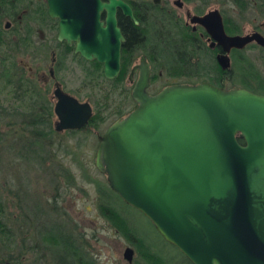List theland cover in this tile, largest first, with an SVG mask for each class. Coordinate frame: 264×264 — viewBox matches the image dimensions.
<instances>
[{
  "label": "water",
  "instance_id": "95a60500",
  "mask_svg": "<svg viewBox=\"0 0 264 264\" xmlns=\"http://www.w3.org/2000/svg\"><path fill=\"white\" fill-rule=\"evenodd\" d=\"M45 3L48 15L58 18L57 38L74 40L75 52L100 63L105 78L115 77L124 40L115 13L119 9L137 23L129 3ZM191 19L217 40L221 52L215 58L221 68L228 66L232 47L251 39L264 47L258 32L224 33L216 8ZM137 66L130 90L136 105L97 135L95 167L191 264H264V94L206 80L148 93L144 57ZM54 95L56 129L87 123L92 112L86 100L59 89ZM122 257L131 262L130 246H124Z\"/></svg>",
  "mask_w": 264,
  "mask_h": 264
},
{
  "label": "rangeland",
  "instance_id": "374dc122",
  "mask_svg": "<svg viewBox=\"0 0 264 264\" xmlns=\"http://www.w3.org/2000/svg\"><path fill=\"white\" fill-rule=\"evenodd\" d=\"M185 6L191 7V2L185 0ZM234 6L210 0L204 10L210 7L226 8L228 14L236 16L230 9ZM244 16L249 18L246 22L242 20V31H249L253 22L261 20L249 12ZM1 50L0 46V54ZM140 53L143 52L136 51L135 59ZM263 54L264 50L251 44L240 52L231 53L228 77L212 73L206 75L220 87H240L241 81L236 73L245 63L249 62L264 78V68L259 58ZM8 59L0 58V66L11 65L13 57L9 56ZM30 64V59L24 57L23 66ZM151 64L153 82L149 92L171 79L185 83L198 82L185 76L169 78L162 67L154 62ZM93 74L94 86H99L100 90L94 88V92L92 85L90 92L87 90L84 94L82 91L76 96L91 103L92 113L96 104L101 105L98 116L95 115L97 118L89 120L88 125L80 131H66L60 134L61 137L51 136V141L37 142L34 129L30 131L24 123L26 116L22 113L25 104L15 99L12 93L17 75L11 72L5 74L0 70V104L5 108L0 113V220L6 226L5 232L0 234V258L10 255L15 258L13 264L73 263L74 257L65 253L62 244L50 245L41 239V233L52 229L56 235L61 234L60 230L67 233L74 240L70 251L75 250L80 258L94 264H130L122 257L124 246L132 248V259L142 261L134 245L101 213L99 207L108 205L103 195L105 190L110 204L122 213L150 247L172 262L186 264L177 248L164 241L140 211L125 203L108 186L105 175L94 165L95 135H99L112 120L122 117L133 107L134 101L130 97V84L125 75L110 87L108 83H101L99 71H93ZM248 82L253 84L251 77H248ZM120 112L122 114L117 116Z\"/></svg>",
  "mask_w": 264,
  "mask_h": 264
},
{
  "label": "flooded vegetation",
  "instance_id": "af4514ba",
  "mask_svg": "<svg viewBox=\"0 0 264 264\" xmlns=\"http://www.w3.org/2000/svg\"><path fill=\"white\" fill-rule=\"evenodd\" d=\"M125 1L129 3L131 11H133V8H137L139 11L145 13L150 25L159 24L161 25L163 31L169 32L171 31V28L172 31L174 30L175 32H177L178 41L181 40L182 42H193L194 45L195 42L203 43V45L211 54L215 65L217 66L216 74L218 76L223 74L222 76L228 77V74L230 73L231 53L233 55L234 52H240L251 44H254L255 46H257V48L264 50L263 46L258 45L255 40L251 39L247 41L248 43L243 47L230 48L226 54L228 57V66L225 68H221L215 58V55L221 52L220 46L216 43L217 40L209 34V32L204 28L202 24L195 22V19H191L193 16L195 17V15H202L208 9L216 8L221 17L224 33H226L227 35H243L251 32H258L264 37V15L262 12L263 8L261 6H255L256 0H240L239 2L243 5L240 4L238 6L233 0H216L224 4L229 3L235 5L234 8L232 7L230 9L233 13L236 14V16L232 15V13L228 14L226 12V8L219 9L217 7H210L204 10V7L206 5L204 7H200L202 5L201 0H187L188 2H191V7L185 6V0ZM246 12L256 15V17H259V19L261 20H259L258 22H253V25L249 31H242V20H245L244 22H246V19L249 18L244 16ZM119 13L124 16L119 11V9L116 10L115 16L118 26ZM103 18L104 12H101L100 19L103 20ZM250 20L253 21V19ZM57 24L58 18L48 15L46 11L45 0H0V46L2 48L0 58L1 60L3 59L5 61H8L9 56L13 57V62H11V65L6 64L4 66H0V70H2L5 74L8 72L15 73L18 80V89L25 93H30L33 95V101L36 110L38 111L39 115L41 112V116L46 119L49 126V129L47 128L46 133H43L45 134L43 138L44 141H51V136L61 137L60 134L66 131H80L86 125H88L89 119L91 117L90 115L87 123L85 125H82L83 127L56 129L55 123L57 121V117L53 110L54 103L56 101L54 90L59 89L63 93L74 96L79 101L84 100L79 99L76 95H78V93L82 91H84V94L87 93V90L90 92V86L93 85V90L94 88L96 90H100L99 86H94L95 82L92 80L94 76L93 72H91V70H93L92 62L96 60L85 59L84 57L79 55L78 52H75L73 50L74 40L70 39L69 41H67L63 38L58 39ZM123 37L125 40L124 35ZM123 41L121 42L120 50ZM138 50L141 49H133V47L130 49V52H128L127 54L129 62L127 63V66L121 74V78H123L125 75L126 80L130 84L129 94L133 81L136 78L139 70V67L137 65L140 63V57H144V60L147 63L149 69L148 84L145 87V90L148 93H155L160 88L165 86V84L169 85L172 83L185 82L180 80L174 81V79H171V81H168V83H165L157 90L149 92V86L153 82L151 71L152 61L146 56V54H144V52L140 53L135 59V54ZM193 51H195V47ZM24 57L30 59L31 64L27 67L23 66ZM47 57L48 60H46ZM190 60L194 64L195 55H193ZM120 67L121 55L119 61V71L117 75L113 78H105L102 74L100 64L99 78L102 81L101 83L112 84V79L117 78L119 75ZM160 67L163 68L165 75L169 78H177L182 76L184 77V75L182 74L168 75L166 66L162 64L160 65ZM93 71L97 72L98 70ZM134 74H136V76H134ZM236 75L237 78L240 79V71H237ZM121 78L117 79V82H119V80L121 81ZM117 82L114 83V86L117 84ZM208 82L219 86L218 83H215L216 81ZM240 87H244L253 92L260 93L257 88L253 90L243 83H241ZM96 90H94V92H96ZM86 101L90 104L92 112L91 103L88 100ZM135 105L136 102L134 101L133 107ZM106 126L104 127V129L106 128ZM104 129L102 130V132L104 131ZM95 136L97 137V134Z\"/></svg>",
  "mask_w": 264,
  "mask_h": 264
},
{
  "label": "trees",
  "instance_id": "16d2710c",
  "mask_svg": "<svg viewBox=\"0 0 264 264\" xmlns=\"http://www.w3.org/2000/svg\"><path fill=\"white\" fill-rule=\"evenodd\" d=\"M202 5L200 7H204L207 5L210 0H201ZM236 5H240V0H233ZM243 5V4H241ZM133 6V5H132ZM255 6H261L263 8L264 15V0H256ZM244 7V6H243ZM132 13L137 19V23L134 24L130 18L122 16L120 13L118 15V24L120 26L121 32L125 36V40L121 46L120 55H121V67L120 72L117 78L112 79V84L108 83L110 87L114 86L118 80L122 77V73L129 62L128 52L133 47V49L140 48L144 54L156 65L164 64L168 70V75H178L182 74L186 78H195V81L200 80H208L211 81L209 76L206 73L216 74L217 66L209 53L206 47L201 42H182L181 40H177V32L170 28L171 31H163L161 25L154 24L150 25L147 16L142 11H139L137 8L132 9ZM195 47V51L194 50ZM195 55V63L190 60V58ZM264 66V54L259 57ZM93 63V70H98L100 64L97 61ZM90 70V69H89ZM91 70V72H93ZM241 77L240 81L244 85L248 86L251 89H259L258 91L264 94V78H261L259 75V71L253 68V66L248 62L242 65L240 70ZM248 77H251V82H248ZM18 80L14 81V89L12 93L14 94V98L18 101H22L25 104L24 114L25 117L24 123L29 128L30 131H35L37 136V142L44 141L43 133H46L47 128L49 129L48 123L45 118L38 113L34 108V101L32 94H25V92L18 89ZM250 81V80H249ZM105 93L104 95H106ZM96 104V103H95ZM94 104V105H95ZM101 105L95 106L94 113L91 114L89 120L93 117L97 118V113L100 111ZM0 113L4 110V106L0 104ZM27 112V113H26ZM21 113V112H20ZM120 113H117V116H120ZM97 115V116H95ZM99 120V117H98ZM51 129V128H50ZM57 137V136H56ZM239 142H242L241 138H237ZM48 141V140H45ZM103 195L106 197L105 202L108 205L103 204L99 207L102 214L106 215L111 222V224L116 227L118 232L123 235L126 239H128L131 244L134 245L136 251L142 257V261H138L136 258H133L130 264H178L176 262H172L168 260L164 255L160 254L158 251L154 250L150 245H148L143 237L133 228V226L126 221L122 213L117 210L112 204H110L108 200V196L105 195V190H103ZM55 225V224H53ZM5 223L0 220V234L5 232ZM59 235H56L52 229L49 231H44L40 234L41 239L50 243V245H60L65 248L66 254L74 257L75 261L70 264H94L90 260H84L78 256V253H75V250L70 251V246L74 240H72L69 235L65 232H62ZM64 233V234H63ZM65 237H64V236ZM67 244V245H66ZM66 245V246H64ZM181 254V253H180ZM182 255V254H181ZM60 255L59 257H61ZM183 260L186 264H191L183 255ZM62 258V257H61ZM14 257L8 255L3 259L0 258V262L3 261H14ZM63 259V258H62ZM68 262L66 264H68ZM16 263V262H15Z\"/></svg>",
  "mask_w": 264,
  "mask_h": 264
}]
</instances>
